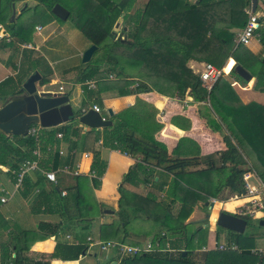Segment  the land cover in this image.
<instances>
[{
  "label": "trees",
  "instance_id": "1",
  "mask_svg": "<svg viewBox=\"0 0 264 264\" xmlns=\"http://www.w3.org/2000/svg\"><path fill=\"white\" fill-rule=\"evenodd\" d=\"M10 1L12 0L8 2ZM34 1L42 5L57 21L61 19L51 13V7L54 3L63 6L68 11L66 19L70 18L71 24L88 41V45L94 44L96 48L76 76V80L82 82L84 97L67 123L40 128L36 137L28 134L12 135L11 137L16 138L15 142H11L8 136L0 132V165H6L8 170L12 171V180L25 161L35 159L32 150L36 145L39 152L46 155L45 159L43 157L37 161L40 168L49 170L70 163L72 155L66 153L60 158L55 148L58 144L55 134L60 132L62 140L67 141L68 151L91 152L89 166V172L92 173L89 179L91 185L86 176H74L72 183L62 187L65 194L60 196L59 183L57 185L46 183L40 172L35 170L32 179L26 174L22 176L20 186L30 190L40 185L36 204L47 206L49 210L51 206H56L57 213L67 221L88 224L101 213V208H98L91 195L93 182H96V177L100 176L105 168V162L93 149V142L100 139L101 146L117 149L120 153L137 158V161L122 175L117 187L119 198L116 218L99 227L98 237L103 241L129 245L141 244L143 242L138 239L148 236V232L132 235L127 226L133 219L149 218L153 227H150L149 232L154 230L151 241L157 239L162 249L165 242L168 243L169 248L175 249V251L153 250L132 256L124 255L117 264H256V262L264 264V258L258 260L247 251L251 247L250 238L234 232H231L229 240L236 244L240 252L209 249L195 259L194 251L205 244L207 227L201 224L206 221H185L197 202L205 203L208 197L217 198L218 193L226 188L240 192L244 172H253L264 182V169L258 170L255 166L252 168L247 166V161L243 157V150L247 148L256 158L255 161L259 163L264 161V106L256 102L242 104L232 90L230 81L222 73L206 90L198 78V73H193L186 66L189 59L197 61L205 59V62H211L220 68L227 57H232L234 64L228 71V76L246 84V81L237 76L233 69L234 65L239 64L254 77L252 88L264 91V58L256 59L239 44L232 47V33L224 34L228 26H232L231 29L243 26L246 20L243 8L248 5V0H224L211 7L209 0H200L183 11H174L176 0H162L160 3H155L156 0H153L145 8L135 9L129 14L125 13L129 10L131 2L125 0ZM222 2L223 8L220 6ZM28 8L24 6L18 17H22ZM121 13L125 15L122 25L126 28L123 33L125 39L118 36L113 38L112 27ZM122 27L118 32L122 31ZM4 28L8 30L9 35L16 36L19 42L27 41L18 34L19 29H16L14 21H6ZM258 34V41L264 50L263 27L258 29ZM198 45L201 47V53L191 54L189 50L198 51L196 47ZM250 67L253 69L249 71ZM108 74H113L116 80L123 83L115 89L118 96L152 91L154 88L159 92L175 94L179 99L186 94L194 101L208 102L210 112L217 116L220 123L209 118L207 114L202 117L206 125L212 129L218 130L223 127L221 140L224 149L204 156L197 154L180 157L170 154L162 143L153 139L151 127L155 128L156 125L153 124L151 116L154 111L146 110L148 105L137 98L129 108V111H133L132 113L137 117L134 130L128 127L129 124L127 126V121L112 114L109 117L111 121L109 126L88 129L79 134L78 125L73 123V117L90 108L98 99L84 82L91 79L101 80L107 78ZM47 76L41 75L38 84L47 83L49 80ZM10 81L11 79L7 77L0 81V86L7 85ZM105 81L104 88L110 90L114 84L109 80ZM126 85H132V88L127 89ZM68 94L66 93L67 96ZM142 97L155 105L163 103V99L157 95L149 93L142 94ZM168 116L161 120H167ZM13 143L22 146L23 149L20 150ZM262 165L264 166V163ZM198 166L202 167L198 168ZM155 170H161L171 176L163 190L169 204L163 200L156 202L155 196L150 192L143 196L133 195V199L127 200V192L123 184L135 186L151 183L156 174ZM200 173L213 174L214 186L208 178L201 189L192 182L191 185H187L180 178L178 179V176L186 174L191 179L192 175ZM44 184L47 185L46 188L41 186ZM175 202L178 208L176 213L171 215L170 204ZM58 226V222L40 225L38 230L47 227L49 232L39 237L56 236ZM217 228L221 229V227ZM162 230L163 232H160ZM26 235L25 232L23 236ZM131 237L137 240H131ZM15 238L17 240V237L8 238L7 243L1 244L0 264H8V262L23 264L22 254L28 247L25 244L21 247L17 246ZM85 250L86 242L80 240L70 243L56 241L49 258L75 260Z\"/></svg>",
  "mask_w": 264,
  "mask_h": 264
},
{
  "label": "crops",
  "instance_id": "2",
  "mask_svg": "<svg viewBox=\"0 0 264 264\" xmlns=\"http://www.w3.org/2000/svg\"><path fill=\"white\" fill-rule=\"evenodd\" d=\"M0 0V81L5 78H10L12 82L5 94H0V104L4 101V99L15 93L25 79L32 74L34 71L38 72L41 77V73L35 70L36 67H33L30 64V61H33L35 57L41 56L43 59L50 63H55L54 61H49L47 58L49 54H51L50 47H40V44L46 41L47 38L55 34L56 26H52L56 20L45 10V8L37 4L34 0ZM130 1L131 6L129 10L125 14L132 13L135 9L138 8H145L148 3H151L153 0H125ZM162 0H156L155 3H160ZM200 0H176L174 11H183L187 9L191 4H196ZM224 0H209L211 6L215 5ZM208 2V1H207ZM221 3L220 6L224 7V3ZM249 5V0H248ZM245 6L243 9L245 10L247 7ZM11 6L14 8V17L12 21H9V15L11 13ZM26 6L29 7L22 17H18L19 13H21V9ZM253 6L255 7L256 11H263L264 10V0H253ZM32 14V15H31ZM13 22L16 24V29L18 30V34L25 39L26 42H19L16 36L9 35L8 30L4 28V23ZM121 21L118 23L120 24ZM149 23V22H148ZM35 26H39V30L35 29ZM50 26V29L47 33L42 35V37L38 40L34 39V36L41 35L40 30L44 27ZM241 27H235L230 29L232 32V41L233 46H235V35L237 31H239ZM76 29V28H75ZM65 29L63 27L60 28V33L63 34ZM77 30V29H76ZM115 29L113 32L116 33ZM74 31L65 32L67 34L63 35V37L70 41L69 38L73 37ZM88 46V43L87 45ZM243 48L247 49L256 59L264 58V50L261 47V44L257 39L251 41V43L247 46H243ZM242 48V49H243ZM41 49V51H39ZM84 49V48H83ZM82 50L80 52H76L78 56H81ZM40 52H43V56ZM71 57V56H69ZM73 58V56L71 57ZM250 58V57H249ZM234 62L232 57H227L222 64V70L226 68V73L230 70L231 66ZM210 63L215 68L217 66L211 62H202L197 61L195 59H189L186 62V66L191 69L193 73H198L204 67V64ZM57 64V62H56ZM56 64H51V72L49 73L50 76L48 77V82L40 85L41 89H44L47 86L57 84L56 88H52L50 90L57 91L62 94H68V100L72 107L76 110L79 105L80 101L84 97V92L82 91V82H78L76 80V76L78 72H74L73 70H68L64 73L60 72L59 68L56 67ZM85 64V63H83ZM22 65V67H19ZM17 67V69L15 68ZM83 66V65H82ZM81 66V68H82ZM22 68V70H21ZM80 68V69H81ZM247 71V70H246ZM224 72V70H223ZM71 73L72 77H74V82L72 83V88H65L64 80L69 79L64 77V75ZM230 85L232 90L237 95L239 101L242 104H246L249 102H256L260 105L264 106V102H259L252 96L256 89L252 88L254 80L252 83L247 84H240L239 81H235L233 77L229 76ZM228 80V76L225 77ZM40 79V78H39ZM105 80H109L114 84V86L110 90H106L104 88ZM9 82V83H10ZM87 82H92L93 86L87 85ZM38 83V82H37ZM84 84L89 88V91H92L95 94V98H98L99 103L94 101L93 105H96L99 109V113L104 115L105 118V108L109 107L114 115L119 116L122 120L127 121V126L129 124V128L134 130L136 128V114L129 111V108L135 103L136 98L141 100L143 103L147 104L146 110L152 109L154 111L153 115V124L156 125L153 129L152 136L155 141L162 143L167 152L172 155L184 157V156H194V155H208L213 154L218 151L224 149V145L221 140V135L223 134V127L221 126L220 129H212L208 127L204 121L202 115L207 114L209 118L214 119L216 122L220 123L217 116L214 113H211V109L209 107L208 102L203 101H194L190 96L184 95L183 98L179 99L178 96L175 94H169L168 92H159L154 88L152 91H144L141 93L136 94H126L122 96H118L115 93L116 87H119L123 83L113 76V74H108L107 78L101 80H86ZM135 85V84H133ZM15 86L16 88H12ZM127 89H131L132 85H126ZM115 87V88H114ZM45 90V89H44ZM72 90H74L73 94ZM259 93L264 94V91H257ZM1 93V92H0ZM97 93V94H96ZM153 94L157 95L163 99V103L161 105H155L154 103L148 102L147 99L142 97V94ZM97 95V97H96ZM94 99V96H93ZM73 103V104H72ZM204 105V107H203ZM206 106V107H205ZM209 108V111L206 110ZM168 116L167 120H161L165 116ZM149 116V115H148ZM129 121V122H128ZM68 122V121H67ZM67 122L58 124L63 125ZM133 124H135L133 126ZM56 125V126H58ZM79 128V134L84 133L87 131L88 127L81 125L77 122ZM221 125V124H220ZM35 128L36 131L34 134L27 133L25 135H32L36 137L40 128H50V127H40L37 124H31L28 128ZM55 127V126H53ZM171 129L173 134L170 132L165 133L164 130ZM171 128V129H170ZM178 132V133H177ZM60 133V132H57ZM5 134V133H4ZM61 134V133H60ZM11 142H15V137H11L12 135H7ZM24 135V136H25ZM20 136V135H14ZM56 137V134H55ZM58 140L57 144V153L59 149H61L62 153L59 154L60 158L65 156L66 153H69L71 156L70 163H64L58 165L54 169L49 170H57L56 172V183L53 184L45 180L46 183L57 185L58 191L60 192L63 190V186L72 183V177L74 176H86L91 179L92 175L89 173V166L91 163V152L90 151H80V150H71L68 151L67 141L62 140V136L60 138L56 137ZM90 141L88 140V144ZM93 149L99 153V157L105 162V168L103 173L96 177V182H93L91 186V195L93 200L97 203L98 208H101V213L94 218L88 224L82 222H69L66 220L65 217L60 216L57 213V207L51 206L52 208L49 210L47 206L38 205L36 204L37 200V193L39 191V186L37 185L30 190H25L19 185H16V176L15 179L12 180L11 173L12 171L8 170L6 165H0V197H5L6 201L4 203H0V246L4 242H8L9 239L13 237L17 242V246L21 247L22 245H26L28 248L23 251L22 258L23 264H117L118 260L114 256L112 250L108 249H101L100 246L97 244L99 242L104 243L106 241L101 240L98 237L99 227L103 224L110 223L116 218L115 212L117 210V201L119 198V193L117 187L120 183L122 175L130 168L136 161L137 158L128 156L127 154L120 153L117 149H109L107 147L101 146L100 139L93 142ZM15 147H18L20 150L23 149L22 146H17L13 143ZM54 150V147H53ZM243 153V157L247 161L246 165L249 167L257 168L258 170H263L264 163H259L256 158H254L253 154L249 153L250 151L245 148ZM32 153L35 155V159L29 160V162L35 161L36 167L40 170H44L38 166L37 161L46 155L41 154L39 152L38 145L32 150ZM26 162V161H25ZM69 165L70 168H74L75 165H78L79 174L78 175H71L65 174L62 172H58L59 168L63 165ZM23 165V164H22ZM19 167V169L22 167ZM202 166H198L200 168ZM18 169V171H19ZM36 169L28 170L25 174L28 175L31 179L33 178V172ZM39 171V170H38ZM156 174L153 178V182H148L145 184H138V185H131V184H123L124 190L127 192L126 199L131 200L133 199V195L143 196L146 193L150 192L155 196L156 202L163 200L165 203L169 204L168 198H165L164 189L170 179V175L162 172L161 170H155ZM40 172V171H39ZM41 174V173H40ZM246 174L245 181L258 189L259 183L262 182L259 177L255 173L251 172H244ZM242 174V175H243ZM42 175V174H41ZM43 176V175H42ZM44 177V176H43ZM215 179L213 174H194L191 177V182L193 185L197 186V188H203L206 178H208L209 182L211 183V178ZM60 182H59V180ZM215 181V180H214ZM91 185V181L89 180ZM16 185V186H15ZM42 187L46 188L47 185H41ZM161 187V188H159ZM161 189V190H159ZM243 189V188H242ZM64 191V190H63ZM156 191L158 193V197L156 195ZM60 195V194H59ZM162 196V199H160ZM53 198V197H52ZM246 200L244 191L243 192H234L230 191L229 189L221 190L217 198L208 197L207 202L204 203L208 208L209 203H212L211 209H209V219L202 223L201 226L207 227L206 237H205V244L202 245L199 249L194 251V258L198 259L202 252L209 250V249H216L219 244L224 245V249L221 251H234L240 252V249L236 246V244L232 243L231 240V230L224 229L219 230L217 229L218 226L214 225L213 222L210 220L211 211L215 210V216L219 211H224L230 213L232 215L238 216L237 210ZM264 202V200H263ZM201 202H197L194 204L192 211L189 213L188 217L185 221H201L204 217L205 213L198 211V208L201 206ZM229 206V207H228ZM149 208V207H148ZM178 208V204L175 202L170 204L169 213L175 214ZM110 211V212H108ZM196 216V217H195ZM214 216V217H215ZM173 217V216H172ZM240 217V216H238ZM213 218V215H212ZM242 218V217H241ZM244 219V218H243ZM246 220V225L243 231L240 234H244L245 236L249 237L251 240V247L248 248V252L255 256L258 260L264 258V255L261 254H254L252 250L254 249H264V226L259 225V220H264V209L262 212H259L255 215L252 219H244ZM59 223L57 227L56 236H48L45 238L39 237L41 234L49 232L47 227H43L44 230H38V227L42 224H53ZM131 227H128V230L132 235L142 233L147 231L148 236L143 238V243L146 241H150L151 237L153 236L152 233L154 230L149 232L150 227H152V220L147 218L144 219H133ZM249 222V223H248ZM252 222V224H256L260 228H256V230H247L246 227ZM129 225V224H128ZM155 229V228H154ZM27 233L26 236H23L24 233ZM160 232H163L160 231ZM21 233V234H20ZM237 233V232H234ZM9 238V239H8ZM142 239V238H140ZM138 239V240H140ZM86 242V250L84 253L79 255V257L75 260H60V259H52L49 258V254L53 251V247L56 241H60L63 243H70V242ZM131 240H137L134 237H131ZM155 240V239H154ZM157 240V239H156ZM114 242V241H113ZM233 244L235 246L234 249L229 248L230 245ZM129 245V244H128ZM96 247L98 249H96ZM227 247V248H226ZM204 248V250H201ZM172 249V248H171ZM175 251V249H173ZM94 260L90 262V259ZM259 262H256L258 264ZM9 264V262H8Z\"/></svg>",
  "mask_w": 264,
  "mask_h": 264
},
{
  "label": "water",
  "instance_id": "3",
  "mask_svg": "<svg viewBox=\"0 0 264 264\" xmlns=\"http://www.w3.org/2000/svg\"><path fill=\"white\" fill-rule=\"evenodd\" d=\"M51 13L61 20H65L68 16V11L58 3L52 5ZM13 17L14 8L11 6L9 21H12ZM114 27H118L117 22L114 23ZM95 48L94 44L88 45L81 53L80 62H88ZM233 69L236 75L244 81L251 80L252 82L254 80V77L241 65L236 64ZM39 78L38 72L34 71L21 83L17 92L7 96L0 104V132L7 135L24 136L31 124H37L40 127H53L67 122L73 116L74 110L69 103L68 96L50 89L38 90L36 82ZM105 113L107 117L102 119L100 113L90 107L73 119L90 129H99L111 124L109 117L113 114L112 110L106 107ZM173 131L175 130L169 131L167 128L164 130L167 134L168 132L173 134ZM243 191L244 189H241V192ZM211 207L212 203H209L208 208L211 209ZM208 219L209 213H205L200 220L207 221ZM212 222L218 227L237 233H241L246 225V220L243 218L224 211H219ZM258 224L264 226V220H259Z\"/></svg>",
  "mask_w": 264,
  "mask_h": 264
},
{
  "label": "built area",
  "instance_id": "4",
  "mask_svg": "<svg viewBox=\"0 0 264 264\" xmlns=\"http://www.w3.org/2000/svg\"><path fill=\"white\" fill-rule=\"evenodd\" d=\"M246 13V20L243 26L237 31L235 35V45L239 44L241 46H247L253 41L254 39L259 38L258 29L264 28V10L263 11H256L255 7L253 6V0H249L248 7L244 10ZM39 26H35L36 30H39ZM221 73H225L222 70V67L215 68L212 64L206 63L204 64V67L201 71L198 72V78L203 86H205L207 89L211 86V84L216 80L218 76H220ZM87 85L93 86L92 82H87ZM91 108L95 110L96 112H100L98 107L96 105H92ZM101 118H105L104 115L100 114ZM36 131L35 128L31 127L28 128V133L34 134ZM56 137L60 138L61 134L56 133ZM59 154L62 153L61 149H59ZM38 169L40 173L44 176L46 181L51 182L53 184L56 183V172L57 170H40L38 167H36V162L32 161H26L23 163L22 167L19 169L16 175V185L20 184V180L22 176L28 171L32 169ZM58 172H62L65 174H71V175H78L79 169L78 165H75L74 168H70L69 165L65 164L62 167L59 168ZM90 173V172H89ZM92 175V173H90ZM246 174L242 175V188L244 189V195L246 200L243 202V204L239 207L237 210V215L244 218V219H252L255 217V215L259 212H262L264 209V183H259L258 189L254 186L249 185L246 181ZM60 196H63L65 194V191L61 190L59 192ZM6 201L5 197H0V203H4ZM162 234V233H161ZM101 249H108L112 250L114 253V256L117 260H119L124 255H135L140 252H147V251H157V250H166V251H173L171 248L168 247V243H164V247L160 248V244L158 240H154L153 242L146 241L141 244H134V245H128V244H122V243H116L113 241H106L104 243H97ZM219 250H223L225 247L223 244H219L217 246ZM227 248V247H226ZM231 249H234L235 246L233 244L230 245ZM201 250H204V248H201ZM252 253L254 254H263L264 255V249H254L252 250Z\"/></svg>",
  "mask_w": 264,
  "mask_h": 264
},
{
  "label": "rangeland",
  "instance_id": "5",
  "mask_svg": "<svg viewBox=\"0 0 264 264\" xmlns=\"http://www.w3.org/2000/svg\"><path fill=\"white\" fill-rule=\"evenodd\" d=\"M119 21H121L120 24L118 23ZM124 21H125V15L123 13H121L117 17V19L115 21V23L116 22L118 23V27H114V25L112 27V30L113 31L115 29H117L116 30V33L113 32V34H114L113 38H115V37L118 36V37H121V39H125V36H124L125 34H123V33H125L124 31H125L126 28L125 27H122ZM52 26H56L55 34H53L52 36H50L49 38H47L45 42H43L42 44H40V47H42L43 49H44V47H50V49H51V54H49V56L47 58L49 59V61H54L55 63H50V66H51V64H56V62H57L56 67H58L59 70H60V72L62 71V73L66 72V71H68L70 69L73 70L74 72H79L81 66L83 65V63L80 62V56H78L76 52H80V50H82L83 48L85 49L87 47L86 45H87L88 41L71 24L70 18L65 19V20H60V21H57L56 20V22L53 25H51V27ZM61 27H63V29H65L63 31L64 32L63 34L60 33V28ZM121 27H122V31L121 32H118L119 29H121ZM231 27L232 26H228V30L224 31V34L225 35L230 32ZM49 29H50V26L44 27L42 30H40L41 35L34 36V39H36V40L39 41V39L42 37V35H44L45 33H47ZM71 30L74 31L73 32L74 33L73 34L74 36L69 38L70 41H67L63 37V35L66 34L65 32H69ZM216 31H217V28H216ZM230 33H232V32H230ZM221 35L223 36V34H221ZM66 37H67V34H66ZM196 47L198 48V51L195 50V49L194 50L193 49H190L189 51H190L191 54L195 55L196 53H201L200 52L201 47L199 45L196 46ZM39 51H41V49H39ZM40 53L43 56V52H40ZM69 56H71V57L73 56V58H71ZM201 61L205 63V59H203ZM30 64L33 67H36L35 70L39 71L42 75H48V76H50L49 73L51 72V68L48 65L49 62L46 61V59L44 60L43 57H41V56L35 57V59L33 61H30ZM232 64H234V62H232ZM221 66H223V64ZM19 67H22V65H20ZM252 67H254V66H252ZM252 67L248 68L249 71L253 69ZM15 68L17 69L16 66H15ZM254 68H256V67H254ZM21 70H22V68H21ZM223 70L225 72L226 71V68H224ZM222 74L225 77H226V75L228 76V74H224V73H222ZM70 76H71V73L64 75V77L69 78V79H65L63 81L64 84H65V88L66 89L67 88L71 89L72 88V83L74 82V77L75 76L74 75L72 77H70ZM229 78L230 77L228 76V81H230ZM249 81H250V83H252L251 80H249ZM249 81L247 82V84L249 83ZM11 83L12 82L8 83L7 85L0 86V92H1L0 94H5L6 92H8L7 91V88L9 87V85ZM239 83L240 84H243V83H241V81H239ZM263 83H264V79H263ZM56 87H57V84H53V85H50V86L45 87L44 89H52V88H56ZM13 88H16V87L15 86H12L11 89H13ZM36 88L38 90L41 89L40 85L37 82H36ZM206 90H207V88H206ZM257 91H255V93H253L252 96L255 97V99L257 101L264 102V94L259 93ZM73 92H74V90H72L71 95L73 94ZM96 101L99 103V100L98 99H96ZM203 107H204V105H203ZM72 109L74 110L75 108L72 107ZM206 110L209 111L207 108H206ZM73 123H76L77 124V121L76 120H73ZM179 178L185 184L191 185V179H190L189 176H187V174L186 175L178 176V179ZM214 180L215 179L212 177L211 178V183H212L213 186L215 184V181ZM211 188H213V187H211ZM156 195L158 197L157 191H156ZM160 199H162V196H160ZM198 211H201L202 213H208L209 212V209L207 208L206 205L204 206V203L202 202L201 206L198 208ZM214 212H215V210L214 211H211V214H210V220L211 221H213V218L215 216V213ZM212 215H213V218H212ZM131 224H132V222H130L128 226L131 227ZM256 228L258 229L260 227L257 225V223L256 224H252V222H251L248 225V227H246V231L247 230L254 231V230H256ZM217 229H219L220 231L223 230L222 228L221 229L220 228H217ZM143 241H144L143 239H140V242H143ZM98 248L96 247V249H98ZM93 261L94 260H91L90 259V262H93ZM93 264H95V262H93Z\"/></svg>",
  "mask_w": 264,
  "mask_h": 264
},
{
  "label": "clouds",
  "instance_id": "6",
  "mask_svg": "<svg viewBox=\"0 0 264 264\" xmlns=\"http://www.w3.org/2000/svg\"><path fill=\"white\" fill-rule=\"evenodd\" d=\"M224 65V64H223ZM221 67H223V66H221ZM228 73V72H227ZM225 74V73H224Z\"/></svg>",
  "mask_w": 264,
  "mask_h": 264
}]
</instances>
